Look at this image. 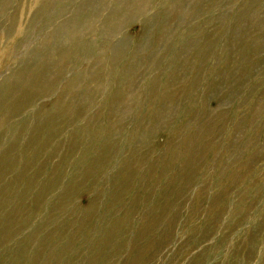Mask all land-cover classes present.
Listing matches in <instances>:
<instances>
[{"label": "rangeland", "instance_id": "1", "mask_svg": "<svg viewBox=\"0 0 264 264\" xmlns=\"http://www.w3.org/2000/svg\"><path fill=\"white\" fill-rule=\"evenodd\" d=\"M4 1L0 264H264V0Z\"/></svg>", "mask_w": 264, "mask_h": 264}, {"label": "bare ground", "instance_id": "2", "mask_svg": "<svg viewBox=\"0 0 264 264\" xmlns=\"http://www.w3.org/2000/svg\"><path fill=\"white\" fill-rule=\"evenodd\" d=\"M91 1V0H90ZM89 1V2H90ZM7 2H8V0H5L4 2H3V4L5 5V4H7ZM129 2H127V3H123V4H126V5H129L128 4ZM122 4V3H121ZM61 7V9H59V10H57V11H62L65 7L64 6H60ZM59 7V8H60ZM125 7H127V6H125ZM142 7H143V5H142ZM183 7L184 6H179V5H174L173 6V9L175 10V12H177V13H181L182 12V9H183ZM203 8V7H202ZM81 9L83 10V8L81 7ZM74 11H75V17L77 18V17H80L81 16V12L78 10V8H75L74 7ZM177 15V14H176ZM242 16V15H241ZM241 16H239V17H236V19H235V24H234V32L233 33H236V34H238L239 32H240V30H241V24H240V19H241ZM94 17H96V15L95 16H93V18ZM178 17V16H177ZM85 19V18H84ZM83 19V20H84ZM88 19H89V17H88ZM82 20V21H83ZM77 23V22H76ZM87 23L85 22V24L83 23H81L80 24V29H81V27H83V25H86ZM235 26H237L236 28H235ZM79 31H75L74 33H78ZM172 33V32H171ZM114 36H116V34H114ZM114 36L112 37V38H114ZM232 37V36H231ZM229 38H230V36H229ZM231 39V38H230ZM115 41V40H114ZM111 45H112V43H111ZM114 50H115V48L113 49V53H116V52H114ZM8 53V52H7ZM241 54H237V57H238V59L239 60H241L242 61V59H240V58H242L243 57V59H244V56H245V54L243 53V50L240 52ZM10 55V54H9ZM229 69V68H228ZM222 71V70H221ZM210 72V71H209ZM223 73V72H222ZM226 73V72H225ZM11 88V87H10ZM12 90H13V87H12ZM19 93H21L20 91H18ZM20 97H24V94L23 95H20Z\"/></svg>", "mask_w": 264, "mask_h": 264}]
</instances>
